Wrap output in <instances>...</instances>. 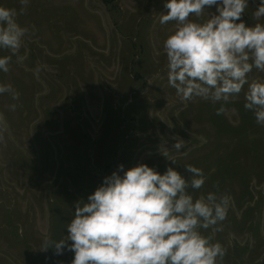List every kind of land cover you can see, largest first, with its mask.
<instances>
[{"label": "rangeland", "instance_id": "obj_1", "mask_svg": "<svg viewBox=\"0 0 264 264\" xmlns=\"http://www.w3.org/2000/svg\"><path fill=\"white\" fill-rule=\"evenodd\" d=\"M164 3L0 0L29 30L9 71H0V84L19 93L18 100L0 94L8 124L0 142V264H71L74 252L43 250L45 239H66L76 203L120 165L139 164L160 174L172 167L185 178L186 165L202 169L204 186L188 192L230 197L213 238L227 250L217 264H264V126L244 108L247 84L227 103L176 95L163 47L176 25L159 23ZM259 4L248 0L246 26L264 22L252 16ZM248 80L264 81V72L254 68Z\"/></svg>", "mask_w": 264, "mask_h": 264}, {"label": "clouds", "instance_id": "obj_2", "mask_svg": "<svg viewBox=\"0 0 264 264\" xmlns=\"http://www.w3.org/2000/svg\"><path fill=\"white\" fill-rule=\"evenodd\" d=\"M20 3L27 6L28 0ZM213 6L216 14L208 13L206 9ZM163 7L167 12L161 13L159 23L174 21L176 25L163 45L168 84L176 95L182 101L200 98L227 103L247 84L244 108L264 126V81L248 80L254 68L264 72V22L254 26L243 22L248 0H165ZM205 12L208 18L200 21ZM193 16L197 19H190ZM252 16L256 21L264 18V0ZM16 17L15 9L0 6V49L11 53L0 56L4 73L29 31ZM39 71L38 67L37 76ZM4 93L12 100L19 99L10 84H0V94ZM16 107L10 105L13 111ZM224 110L222 105L216 114ZM7 131V121L0 113V142ZM183 146L184 141L178 139L173 147L179 151ZM185 170L188 178L172 167L160 174L147 164L127 171L120 165L86 203H76L66 239H45L42 249L52 247L62 254L67 247L74 252L71 264H217L227 250L213 238L215 232L222 231L216 226L227 218L230 197L209 192L194 198L188 189H201L207 177L192 165H186ZM210 228L213 235L202 234L201 229Z\"/></svg>", "mask_w": 264, "mask_h": 264}]
</instances>
